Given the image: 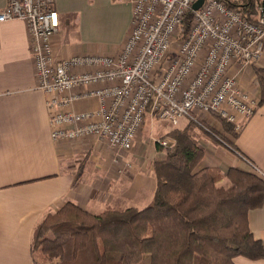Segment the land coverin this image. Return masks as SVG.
Listing matches in <instances>:
<instances>
[{"label":"crops","instance_id":"crops-1","mask_svg":"<svg viewBox=\"0 0 264 264\" xmlns=\"http://www.w3.org/2000/svg\"><path fill=\"white\" fill-rule=\"evenodd\" d=\"M7 3L0 0V11ZM53 4L59 18L53 45L62 56L114 54L123 45L130 29V0H53ZM255 68H264V48L256 63L236 65L232 73L258 102ZM46 100L36 88L26 24L0 23V264H37L35 228L66 203L95 215L146 208L157 186L153 164L166 154L149 139L184 130L191 123L184 118L176 126H156L146 135L142 128L129 152L99 143H55ZM200 122L211 126L226 144L211 134L196 135L204 155L195 171H213L216 186L223 189L231 186L229 169L253 172L246 161L264 172V108H257L237 137L225 133L210 115ZM248 224L264 246V206L249 212ZM233 263L264 264V259L236 257Z\"/></svg>","mask_w":264,"mask_h":264},{"label":"built area","instance_id":"built-area-1","mask_svg":"<svg viewBox=\"0 0 264 264\" xmlns=\"http://www.w3.org/2000/svg\"><path fill=\"white\" fill-rule=\"evenodd\" d=\"M196 1L130 0V29L117 52L62 56L53 45L59 33L53 0H8L0 23L26 24L36 88L47 96L51 140L129 152L146 115L172 126L183 118L199 125L210 115L240 131L257 101L232 72L263 53L264 0L254 21L226 5L240 0H203L193 11ZM154 144L172 150L176 142ZM246 162L264 182V172Z\"/></svg>","mask_w":264,"mask_h":264},{"label":"trees","instance_id":"trees-1","mask_svg":"<svg viewBox=\"0 0 264 264\" xmlns=\"http://www.w3.org/2000/svg\"><path fill=\"white\" fill-rule=\"evenodd\" d=\"M255 0L226 2L254 21ZM191 21L186 15L183 34ZM257 108H264V68H255ZM217 118V117H216ZM225 133L234 126L217 118ZM207 129L202 122H198ZM226 144L215 132L210 131ZM176 146L153 164L157 186L144 209L90 214L72 203L48 214L35 228L33 246L55 264H234L243 257L264 259V246L250 232L248 214L264 206V182L253 172L229 169L227 189L217 175L195 171L204 150L188 128L175 131Z\"/></svg>","mask_w":264,"mask_h":264},{"label":"rangeland","instance_id":"rangeland-1","mask_svg":"<svg viewBox=\"0 0 264 264\" xmlns=\"http://www.w3.org/2000/svg\"><path fill=\"white\" fill-rule=\"evenodd\" d=\"M256 2H259L260 0H255ZM52 9L54 10V4H53V2H52ZM55 11V10H54ZM132 11V10H131ZM56 12V11H55ZM57 16H58V14H57ZM59 19V18H58ZM29 51H30V48H29ZM204 116H206V115H204ZM182 120H184V118L182 119ZM189 120V119H188ZM200 120H202V117H200L199 118V121ZM179 122H180V120H179ZM178 122V123H179ZM191 123H190V125L189 126H187V128H188V131H189V133L192 135V136H194V137H196V135H198V136H201L202 134H209L208 132H206L205 130H203L201 127H200V125H198V124H196V123H194V124H192L193 122L192 121H190ZM178 123H177V125H178ZM171 125L170 123H167V122H165V121H162V120H159V119H157V118H152V117H150L149 115H146V117H145V122H144V124H143V126H142V128H143V135H146L147 133H148V131H152L156 126H161V125H167V126H169V125ZM198 126V130H196L195 129V127L194 126H196V125ZM203 124V123H202ZM206 124V123H205ZM193 125V126H192ZM176 126V125H175ZM162 127H164V126H162ZM206 127H207V129H210L212 132L214 131V129L211 127V126H209L208 124H206ZM142 130V129H141ZM182 131V130H181ZM215 132V131H214ZM175 133V131H172V133L171 134H166V135H164V136H162V137H151L150 139H149V142H151V143H154V141H156V140H164V139H169V138H172V136H173V134ZM216 133V132H215ZM218 134V133H217ZM169 135H171V137L169 136ZM210 135V134H209ZM208 135V136H209ZM172 139H174V138H172ZM175 140V139H174ZM176 142V141H175ZM176 146V145H175ZM164 150H166V149H164ZM173 150V149H172ZM171 150V151H172ZM170 151V150H169ZM34 257H35V262L37 263V264H55L57 261L56 260H54V261H49V260H47L45 257H43V255L41 254V252H40V250H39V247H34ZM142 264H149V261H148V258H145L144 259V261L142 262Z\"/></svg>","mask_w":264,"mask_h":264},{"label":"water","instance_id":"water-1","mask_svg":"<svg viewBox=\"0 0 264 264\" xmlns=\"http://www.w3.org/2000/svg\"><path fill=\"white\" fill-rule=\"evenodd\" d=\"M203 4V0H197L193 5H192V10L196 11L198 10L201 5Z\"/></svg>","mask_w":264,"mask_h":264}]
</instances>
